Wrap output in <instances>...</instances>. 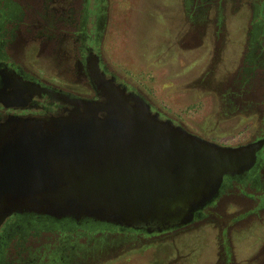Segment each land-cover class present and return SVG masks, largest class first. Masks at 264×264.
Returning <instances> with one entry per match:
<instances>
[{
  "label": "flooded vegetation",
  "instance_id": "obj_1",
  "mask_svg": "<svg viewBox=\"0 0 264 264\" xmlns=\"http://www.w3.org/2000/svg\"><path fill=\"white\" fill-rule=\"evenodd\" d=\"M55 2L57 1L47 0V8ZM175 2L173 15L169 17L171 20L169 18L167 20L170 21V36H174L177 50L197 53L204 57L208 54L213 55L210 57L212 58L210 69L201 71L191 87L198 91L215 93L222 113L232 116L257 114L261 117L258 131L249 139L231 140L221 144L242 147L263 139L264 0ZM0 4H2L0 5L2 160L12 146L22 148L32 142L34 132L41 131L34 127L68 122L72 117L85 112L87 101L102 103L107 99H129L128 102L133 106L141 104L146 106L147 102L154 113L159 112L160 119L172 120L175 125H181L190 133L206 139L188 128L182 121L172 118L155 106L133 84L120 80L111 73L107 65L103 64L102 58L98 63L104 74L95 76L92 67L96 53L93 52L94 47L87 45L86 40L90 38L85 31L79 30L73 35L80 50L75 69L79 76L87 81L82 90L76 92L70 86L67 77L70 75L67 56L62 60L59 55L58 58L55 55L41 58V66L35 69L21 63L19 45L23 34L18 31L22 18L18 16L21 13L20 9L10 0H0ZM71 17L70 15L66 19L70 21ZM13 19L19 21L9 29L8 23ZM53 19L52 14L50 20ZM52 22L48 23L51 26H43L36 33L37 36L41 35L44 41L53 39ZM231 24L235 26L233 31L230 29ZM31 29L27 27V30ZM67 40V37H64L61 41L63 48ZM52 62H58L62 70L59 68L53 70ZM97 116L103 118L106 113L100 111ZM136 118L146 123V114H139ZM263 172L264 144L256 152V162L250 169L242 173L236 170L224 173L213 199L195 210L191 222L159 231L157 234H165L171 230L182 231L197 221H203L215 214L214 208L221 200L230 202L232 197H246L252 201L259 199V206L263 207ZM2 210L1 205L0 212ZM148 232L146 229L88 217L58 218L34 210L17 211L7 216L0 224V264H91L100 260L111 249L118 247L119 237H125L130 233L145 235ZM155 233L153 231L148 234ZM112 236L113 239L108 240ZM256 263L262 264L260 260Z\"/></svg>",
  "mask_w": 264,
  "mask_h": 264
},
{
  "label": "water",
  "instance_id": "obj_2",
  "mask_svg": "<svg viewBox=\"0 0 264 264\" xmlns=\"http://www.w3.org/2000/svg\"><path fill=\"white\" fill-rule=\"evenodd\" d=\"M96 57L92 72L103 75ZM128 100L87 101L85 112L38 125L28 146H12L0 158V224L34 210L149 232L173 228L213 199L224 173L250 169L264 144L223 146Z\"/></svg>",
  "mask_w": 264,
  "mask_h": 264
},
{
  "label": "rangeland",
  "instance_id": "obj_3",
  "mask_svg": "<svg viewBox=\"0 0 264 264\" xmlns=\"http://www.w3.org/2000/svg\"><path fill=\"white\" fill-rule=\"evenodd\" d=\"M10 1L22 17L19 61L35 69L41 66V58L67 56L73 91L82 90L87 82L75 69L80 50L73 35L82 30L91 39L86 42L94 47L98 62L102 58L111 73L206 139L223 144L247 140L258 131L259 115L222 113L215 93L191 87L201 71L210 69L213 55L177 50L168 21L176 0H56L48 8L47 0ZM17 21L11 20L9 29ZM50 21L54 36L44 41L36 33L51 26ZM64 37L68 40L63 48ZM58 68V62H52V69ZM262 177L264 181V172ZM227 201L221 200L215 214L182 231L119 237L118 247L91 264H258V260L264 264V206H259V199L246 197Z\"/></svg>",
  "mask_w": 264,
  "mask_h": 264
}]
</instances>
